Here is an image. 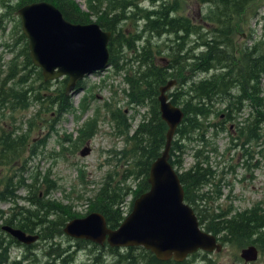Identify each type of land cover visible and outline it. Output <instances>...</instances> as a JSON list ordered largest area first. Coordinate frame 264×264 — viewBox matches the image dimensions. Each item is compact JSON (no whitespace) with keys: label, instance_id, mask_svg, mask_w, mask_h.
Instances as JSON below:
<instances>
[{"label":"trees","instance_id":"1","mask_svg":"<svg viewBox=\"0 0 264 264\" xmlns=\"http://www.w3.org/2000/svg\"><path fill=\"white\" fill-rule=\"evenodd\" d=\"M34 1L53 4L70 22L94 21L101 29L110 31L108 64L121 77L124 103L132 107L133 112H137V107H145L133 129V113L128 116L119 106L108 111L114 134L124 141V147L112 150V154H118V158L124 160V167L120 173H105L99 186L84 198L86 210L80 217L96 211L103 216L107 227L116 228L129 212L133 198L147 190L149 164L160 154L165 142L166 124L158 111L159 87L175 80L174 84L181 89L176 87L166 93L183 114L169 144L168 161L177 173L183 201L192 208L202 228L215 235L222 245L239 248L251 244L258 250L259 258H264V207L253 203L242 210H234L230 204L220 208L217 200L221 191L209 163V153H215L216 149H206L207 132L216 135L227 131L231 144L237 146L239 143L241 148L243 143L255 137L254 130L264 126L260 87L264 77V46L261 41H255L239 49L234 47L236 25L254 15L256 4L261 0H195L202 8L204 6L200 16L203 33L189 16L178 11L180 0H85L84 11L72 0H0V32L11 22L17 29L10 44L0 42L11 53L14 52L11 47H17V53L4 61L0 50V112L36 106L32 116L21 124L14 125L11 119L9 125L3 123L5 120L0 122V168L9 171L0 174V204H9L6 209L0 208V227L7 224L35 234L37 240L46 242L43 256L49 261L45 264H53L51 260L56 264H72L75 251L98 245L62 232L63 225L77 216V212L70 210L71 205L49 197L48 189L53 183L47 176L40 177L36 172L33 175L26 172L28 178L22 175L29 162L26 155L34 156L37 150V145L28 138L31 132L48 123L41 117L43 111L51 119L59 118L72 108L68 95L63 92L66 77L43 81L39 68L29 58L27 40L21 33L16 9ZM142 1L147 5L142 6ZM91 15L94 20L90 19ZM121 24H129L132 30H123ZM192 34L194 39L188 41ZM162 36L168 43L160 49L152 38ZM162 50L164 55L160 54ZM52 82L59 85L49 88ZM76 86H82V83L78 81ZM244 108L248 109L247 115L239 119ZM209 116L218 119L210 122ZM231 122L235 124L236 136L226 127V123ZM95 130V119H87L77 130L73 144L90 139ZM193 134L196 142L190 147L192 163L181 169L183 143L194 140ZM242 150L247 153L243 147ZM244 163L246 165V161ZM20 164V168L17 167ZM129 178H132L133 187L128 183ZM19 189L25 190L26 194H16ZM128 195H132V200L124 214ZM18 200H24L27 206L17 204ZM71 238L74 239L72 250L70 245L61 246L64 240ZM33 246L19 243L0 228V264H19L23 257L10 259V249L22 247L29 252ZM97 247L111 254L115 264H192L195 258L202 264H217L208 256L209 252L201 250L176 262L158 260L142 247H110L106 243ZM101 258L91 256L92 263L99 264Z\"/></svg>","mask_w":264,"mask_h":264},{"label":"rangeland","instance_id":"2","mask_svg":"<svg viewBox=\"0 0 264 264\" xmlns=\"http://www.w3.org/2000/svg\"><path fill=\"white\" fill-rule=\"evenodd\" d=\"M72 1L83 11L86 10L85 0ZM141 5H147V2L142 1ZM256 5L255 14L249 18H245L240 24L236 25L237 30L234 34L235 49L250 45L251 42L255 41H261V45L264 46L263 0ZM201 8V5L195 0H180L178 11L189 16L194 24L198 25L199 31L203 33L204 29H202L203 24L200 21V16L204 12V6ZM90 19L94 20L95 17L91 15ZM13 24L14 22L9 23L5 30L0 32V42L3 41L10 44L11 39L15 37V30L17 31ZM129 26V24H121L123 30H132ZM194 37L195 35L192 34L189 36L188 41H192ZM152 40L160 45V49H162L161 47L164 43H168L165 36L152 38ZM187 45L191 46V43L188 42ZM12 48L13 53L8 51L9 48H5L4 45L0 44V50L4 54L2 61L17 53V47L13 46ZM160 54L164 55L163 50ZM160 54L158 56L161 57ZM32 80L35 81L36 79L32 77ZM80 82L82 86L76 87L73 93L68 94L72 105V108L68 112L62 114L59 118L54 117L49 119L47 117L48 114L43 111L41 117H45L48 123L44 127L41 126L39 130L31 132L28 139H30L31 143L37 145V150L35 155L31 157H29V154H24L26 155L25 159L29 160V162L26 163L27 169L22 174L23 177L27 178L26 172H31L32 175L34 172L39 173L40 177L42 175L47 176L51 180V183H53L52 188L48 189L49 197L60 203L71 205L70 210L77 212V216L75 217H80L85 213L86 202L84 198L91 195L99 186L105 173L112 171L120 173L124 167V160L118 158V154H112V150L118 151L124 147V141L121 140L120 136L114 134V124L109 119L108 111L115 106H119L128 116L133 113L131 129L135 127L145 112V107H137V112H133L134 109L124 103L125 97L121 91L123 87L121 77L119 74H115L109 65L88 74ZM57 85L59 83L52 82L49 88H55ZM260 87L264 105V77L260 81ZM175 88L177 90L181 89L175 83L167 91H172ZM84 107L85 109L82 110L81 108ZM35 110L36 106L31 105L26 109L10 113L7 111L0 112L3 113L0 114V122L5 120L3 123L9 125V120L11 119L14 125L21 124L31 117ZM246 111L248 109L244 108V111L240 112L239 119L247 115ZM91 118H94L96 122L94 134L86 141L73 144V140L77 136V130L87 119ZM217 119L212 116L208 117L210 122ZM40 124L42 123L40 122ZM229 124L226 123L228 130ZM254 134L255 137L253 139L243 143L242 147L246 149L245 153L247 152L244 154L239 143L237 146L231 144L227 131L219 132L216 135L206 133L208 137L206 139V149L210 147H215L216 149L215 153H209V163L215 171V180L218 179L216 183H218L221 191V196L217 200L220 208H225L230 204L234 210H242L248 208L253 203L264 207V126H260L257 130H254ZM43 138L44 143L41 144ZM193 138L194 140L191 139L183 143L185 150L181 154V169L187 168L192 163V149L190 147L196 142L195 134H193ZM87 145L90 149L89 152L81 156L79 150ZM244 161H246V165ZM20 166L21 164L17 167L20 168ZM6 173H9V171L5 167L0 168L1 175ZM128 183L133 187L132 178L128 179ZM44 187L41 190H44ZM16 194L22 196L26 194V191L19 189L16 191ZM131 197L132 195L126 197L124 214L128 211L129 201L132 200ZM17 204L27 206L24 200H18ZM8 206L9 204L7 203L0 204L1 209H6ZM33 242H30V245L34 244V248L30 247L28 249L29 252L22 247L11 248L9 258L15 259L20 257L21 259L23 257V260L19 264H45V261H49L43 256V247L46 245V242L39 239ZM63 245H70V250H72L74 239L64 240V244L61 246ZM96 247L88 245L84 250L75 251L72 264H90L92 263L91 256L102 257L99 264H115L111 254L104 251L101 247ZM240 248L242 247L235 248L232 245H223L219 252H210L208 256L213 261L215 260L217 264H264V258H259V255L255 261L244 263L239 257ZM51 262L56 264L54 260H51ZM192 264H202V262L198 258H195Z\"/></svg>","mask_w":264,"mask_h":264},{"label":"water","instance_id":"3","mask_svg":"<svg viewBox=\"0 0 264 264\" xmlns=\"http://www.w3.org/2000/svg\"><path fill=\"white\" fill-rule=\"evenodd\" d=\"M16 15L32 64L39 68L43 81L66 77L65 95L74 92L85 76L108 66L110 31L101 29L98 23L70 22L47 1L25 3L16 9ZM174 82L169 80L159 87L158 111L166 124L165 142L149 164L147 190L133 198L129 212L116 228L107 227L103 216L92 211L68 220L62 227L64 234L110 247L141 246L158 260L176 262L197 250H221L216 236L202 228L192 208L183 201L177 173L168 161L169 144L183 114L166 93ZM89 150L84 146L79 154L83 156ZM0 228L23 244L37 238L7 224ZM239 257L244 263L255 261L257 249L251 244L242 247Z\"/></svg>","mask_w":264,"mask_h":264},{"label":"flooded vegetation","instance_id":"4","mask_svg":"<svg viewBox=\"0 0 264 264\" xmlns=\"http://www.w3.org/2000/svg\"><path fill=\"white\" fill-rule=\"evenodd\" d=\"M229 130H230V133L234 136L235 135V124L234 123L229 124ZM134 247H141V246H134ZM167 260H170V259H167Z\"/></svg>","mask_w":264,"mask_h":264},{"label":"bare ground","instance_id":"5","mask_svg":"<svg viewBox=\"0 0 264 264\" xmlns=\"http://www.w3.org/2000/svg\"><path fill=\"white\" fill-rule=\"evenodd\" d=\"M183 4V3H182ZM12 5V4H11ZM124 25V24H123ZM130 27V26H129ZM109 65V64H108ZM96 72V71H95ZM94 73V72H93ZM62 78V77H61ZM60 79V78H59ZM55 80V79H54ZM82 80V79H81ZM175 81V80H174ZM77 87V86H76ZM169 90V89H168ZM73 93V92H72ZM168 93V92H167ZM69 94H71V93H69ZM169 99V98H168ZM236 136V135H235ZM52 154V153H51ZM54 154V153H53ZM37 236V235H36ZM38 237V236H37ZM37 239V238H36ZM35 239V240H36ZM216 240H217V238H216ZM87 241H89V240H87ZM218 241V240H217ZM219 242V241H218ZM27 245H30V243L29 244H27ZM222 247H223V245H222ZM255 247V246H254ZM256 248V247H255ZM106 249V248H105ZM222 249V248H221ZM210 253V252H209ZM22 255V254H21ZM259 254H258V250H257V256H258ZM22 257V256H21ZM187 257V256H186ZM47 259V258H46ZM185 259V258H184ZM113 261V260H112Z\"/></svg>","mask_w":264,"mask_h":264}]
</instances>
